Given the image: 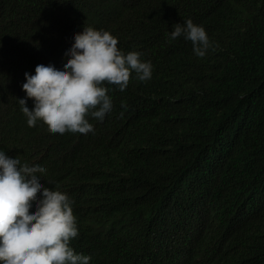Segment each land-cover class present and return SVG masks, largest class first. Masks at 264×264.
Listing matches in <instances>:
<instances>
[{"label":"trees","instance_id":"16d2710c","mask_svg":"<svg viewBox=\"0 0 264 264\" xmlns=\"http://www.w3.org/2000/svg\"><path fill=\"white\" fill-rule=\"evenodd\" d=\"M189 18L204 57L170 39ZM85 27L152 78L105 84L112 110L87 134L28 126L25 73L63 70ZM0 151L74 201L89 264H264V0H0Z\"/></svg>","mask_w":264,"mask_h":264},{"label":"clouds","instance_id":"9594fccd","mask_svg":"<svg viewBox=\"0 0 264 264\" xmlns=\"http://www.w3.org/2000/svg\"><path fill=\"white\" fill-rule=\"evenodd\" d=\"M180 36L192 43L198 57L212 46L205 28L190 18L174 25L170 39ZM117 45L118 38L109 31L85 27L66 53L70 58L63 70L40 64L35 75L25 73L23 90L35 104L30 109L27 99H19L28 126L42 121L52 133L94 131L86 117L103 121L113 107L105 84L124 91L133 71L141 81L152 78L153 65L141 59L143 53L125 55ZM45 171L0 151V264H89L90 256L70 246L78 236L74 201L41 184L38 174Z\"/></svg>","mask_w":264,"mask_h":264}]
</instances>
